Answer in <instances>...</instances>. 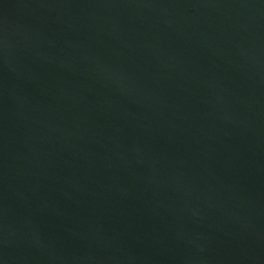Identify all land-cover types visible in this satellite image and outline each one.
I'll list each match as a JSON object with an SVG mask.
<instances>
[{"label": "water", "instance_id": "obj_1", "mask_svg": "<svg viewBox=\"0 0 264 264\" xmlns=\"http://www.w3.org/2000/svg\"><path fill=\"white\" fill-rule=\"evenodd\" d=\"M0 264H264V0H0Z\"/></svg>", "mask_w": 264, "mask_h": 264}]
</instances>
